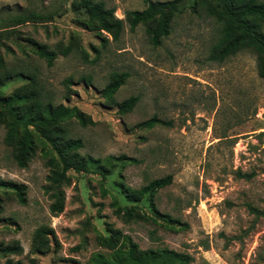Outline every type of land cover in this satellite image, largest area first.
Masks as SVG:
<instances>
[{"label": "rangeland", "instance_id": "obj_1", "mask_svg": "<svg viewBox=\"0 0 264 264\" xmlns=\"http://www.w3.org/2000/svg\"><path fill=\"white\" fill-rule=\"evenodd\" d=\"M73 1L0 0V94L37 89L44 101L82 111L92 123L67 117L60 134L80 139L77 151L101 159L106 170H69L63 210L53 215L44 189L52 152H41L35 134L37 149L19 167L0 123V179L26 185L21 204L15 188L0 184V264H90L96 254L113 252L100 240L113 236L110 229L119 230L116 246L128 235L141 249L188 253L189 264H264V217L247 207L264 205V81L256 54L242 49L211 60L218 25L198 0H178L159 45L145 25L130 30L126 18L147 0H98L123 21L116 39L91 29ZM36 44L58 52L51 65ZM69 44L70 52L60 54ZM16 71L25 74L7 77ZM121 73L123 84L108 96L104 88ZM130 96L137 103L121 113L113 101ZM152 118L161 122L148 127ZM120 154L136 161L107 163ZM166 175L171 183L153 195L131 200L123 192L122 185L138 190ZM151 203L187 226L166 228ZM39 228L54 236L43 235L40 252H33ZM16 242L19 253L3 254L2 246Z\"/></svg>", "mask_w": 264, "mask_h": 264}, {"label": "trees", "instance_id": "obj_2", "mask_svg": "<svg viewBox=\"0 0 264 264\" xmlns=\"http://www.w3.org/2000/svg\"><path fill=\"white\" fill-rule=\"evenodd\" d=\"M199 5L218 25L217 40L210 49V59L222 61L242 49H250L256 54L258 75L264 81V0H198ZM196 6L194 4V8ZM73 7L86 15L87 24L93 30L105 31L116 39L123 29L122 19L117 18L114 15V9L107 8L102 1L74 0ZM178 9V0H147L144 9L130 10L127 12L126 18L130 30H134L139 24L145 25L152 44L159 45L161 40L169 34L173 15ZM23 21L24 18H19L16 20V24ZM36 46L37 54L44 58L48 65H51L58 52L48 49L45 44H36ZM70 47L71 44L65 46L59 53L67 55L70 52ZM24 74L23 71H16L8 73L7 77L24 76ZM125 77V73L116 74L104 88L105 93L111 96L123 84ZM21 88H17L9 96L0 94L2 107L0 123L6 127L4 140L7 145L12 147L13 157L17 165L22 168L27 166L37 149L35 134L43 145L41 152L45 156L52 152L51 157L48 158L51 169L46 177L47 184L44 189L52 200L49 209L53 215H57L62 212L64 207V185L69 183L67 172L71 169L77 172L86 171L89 170L90 166H94L98 173L104 175L106 165L99 158L81 155L77 151L82 146L80 139L60 134L63 133V129L59 127V124L67 117H76L82 125L92 123L91 119H87L86 115L78 109L44 101L37 89L26 93L21 92ZM137 101V96H130L120 102L113 101V103L117 105L121 113H126L133 109ZM157 122L161 121L152 118L145 123L148 127H152ZM117 161L125 163L136 160L124 154L107 157V163L110 165ZM171 181L172 176L166 175L150 181L138 190L131 189L126 185H122V188L129 199L140 200L146 192L153 195L159 189L170 184ZM0 184L15 188L19 203L25 204V184L1 179ZM151 205L156 216L161 218V224L166 228L176 230L182 226H187L168 214L159 213L153 203ZM247 207L256 219L264 217V205L256 207L249 204ZM125 213L130 216V208H126ZM142 218L156 221L155 217L147 214H143ZM110 231L113 236H102L100 240L102 244L113 248V252L108 258L102 254H96L90 264H189L193 261L192 255L168 247L141 249L128 235H122V241L116 246L113 237L115 235L118 239L119 230L110 229ZM46 234L54 236L51 229H37L35 233L37 245L33 247V252H40V244L43 241V235ZM21 250L22 247L18 242L1 247L3 254L8 252L19 253ZM4 264L21 263L19 260L13 263L11 259H7Z\"/></svg>", "mask_w": 264, "mask_h": 264}]
</instances>
